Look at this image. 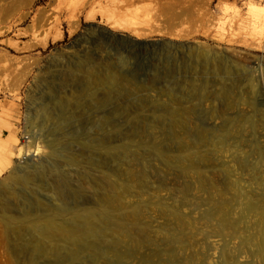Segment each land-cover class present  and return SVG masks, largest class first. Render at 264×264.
Returning <instances> with one entry per match:
<instances>
[{
	"label": "rangeland",
	"instance_id": "1",
	"mask_svg": "<svg viewBox=\"0 0 264 264\" xmlns=\"http://www.w3.org/2000/svg\"><path fill=\"white\" fill-rule=\"evenodd\" d=\"M2 148L0 264H264V0H0Z\"/></svg>",
	"mask_w": 264,
	"mask_h": 264
},
{
	"label": "bare ground",
	"instance_id": "2",
	"mask_svg": "<svg viewBox=\"0 0 264 264\" xmlns=\"http://www.w3.org/2000/svg\"><path fill=\"white\" fill-rule=\"evenodd\" d=\"M249 12L250 14L259 19L261 18V13L262 11H259L257 10V8L255 9L254 7L250 6L249 7ZM116 23V22H115ZM114 23V24H115ZM254 41V40H252ZM199 56H202L201 54ZM208 56V55H207ZM204 57V55H203ZM205 58V57H204ZM116 80V79H115ZM99 81V80H98ZM203 84V83H202ZM204 85V84H203ZM194 90V89H193ZM196 94H197V97L199 98L201 96V92H203V90H201V88H196ZM203 97V96H201ZM50 118V114L49 113H46V118ZM11 158L9 157L7 151L5 148H2L0 149V168L3 169V167L6 165V163H8V161L10 160ZM74 160V159H73ZM76 160V159H75ZM10 164V163H9ZM8 164V165H9ZM188 165V164H187ZM6 168V167H4ZM191 168L195 171L196 174L200 175V173L195 169L196 167H194V165L192 164L191 165ZM46 175V174H45ZM133 176V175H132ZM14 183L16 184H21L22 186H25V185H29V184H32V181H33V178L29 175H25V176H21L20 178L17 177V179H13ZM45 181V180H44ZM201 184V183H200ZM113 203V202H112ZM216 209V208H215ZM224 209V208H223ZM137 213V212H136ZM222 213V212H221ZM257 213V220L260 221V223L262 224V226H264V210H261V211H256ZM135 214V213H134ZM133 215V214H132ZM217 216L219 214H216ZM176 216V214H175ZM220 216V215H219ZM222 216V215H221ZM225 216V215H224ZM135 218V217H134ZM219 218V217H218ZM223 218V217H221ZM81 219V218H80ZM176 220V219H175ZM23 221V220H22ZM8 222H10L11 224H13L15 222V219L14 217L12 216H9L8 218ZM37 222V221H36ZM93 216L91 213H88L86 216H85V221H84V224H85V230H78V231H62V230H58L57 227L55 226V223L52 221V220H47L45 223L47 224L46 225V229H42V227L40 226L39 223H35L34 225V228L36 230V233L39 235V237L43 240V239H46V240H50L51 238L55 237L56 235L60 234V236H64V237H67L69 240H72L76 235L79 236V237H83L85 236L89 231H92L93 229ZM258 222V221H257ZM43 223V224H45ZM15 224V223H14ZM225 224V222H224ZM223 224V225H224ZM183 225V224H182ZM259 225V223H258ZM26 225H22L21 227H25ZM179 227V225H178ZM22 228V229H23ZM10 229V228H9ZM15 229V228H14ZM183 230V229H182ZM180 230V231H182ZM9 231V230H8ZM223 232V231H222ZM129 232H126L125 233V236L129 237L130 235L128 234ZM179 239V238H178ZM128 240V239H127Z\"/></svg>",
	"mask_w": 264,
	"mask_h": 264
}]
</instances>
